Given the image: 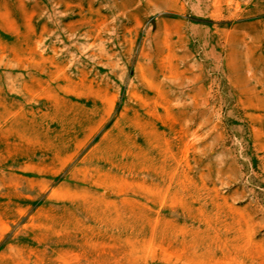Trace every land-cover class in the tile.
I'll use <instances>...</instances> for the list:
<instances>
[{
  "label": "rangeland",
  "instance_id": "rangeland-1",
  "mask_svg": "<svg viewBox=\"0 0 264 264\" xmlns=\"http://www.w3.org/2000/svg\"><path fill=\"white\" fill-rule=\"evenodd\" d=\"M0 264H264V0H0Z\"/></svg>",
  "mask_w": 264,
  "mask_h": 264
}]
</instances>
